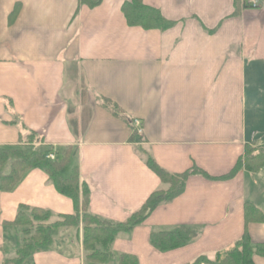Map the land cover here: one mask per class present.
Here are the masks:
<instances>
[{
    "label": "crops",
    "instance_id": "0c3cea01",
    "mask_svg": "<svg viewBox=\"0 0 264 264\" xmlns=\"http://www.w3.org/2000/svg\"><path fill=\"white\" fill-rule=\"evenodd\" d=\"M141 1L174 25L130 26L123 6L131 0L95 7L0 0V152L27 145L31 134L42 148L69 149L64 177L77 171L90 213L115 224L168 189L146 155L172 174L204 171L211 178L192 175L182 195L119 234L106 264H120L122 255L139 264L214 260L243 237L246 203L264 213V168L218 179L246 146L264 148V0L258 8L244 0ZM128 119L142 121L143 139ZM9 171L0 161V174ZM21 205L75 213L44 169L29 170L13 190H0V264L23 242L21 228L11 225ZM175 228L192 230L194 239L169 251L152 245L153 233ZM247 230L253 244L264 243V223ZM82 241V230L60 229L26 264H100L86 258Z\"/></svg>",
    "mask_w": 264,
    "mask_h": 264
},
{
    "label": "trees",
    "instance_id": "16d2710c",
    "mask_svg": "<svg viewBox=\"0 0 264 264\" xmlns=\"http://www.w3.org/2000/svg\"><path fill=\"white\" fill-rule=\"evenodd\" d=\"M239 1V0H238ZM101 0H80V3L91 7L97 6ZM248 6H246L247 8ZM124 16L130 26L141 27L145 30H166L174 25L164 18L161 12L148 7L141 0H131L123 6ZM238 14V11H236ZM116 110V107H113ZM131 126V120L128 119ZM134 136L136 134L134 133ZM34 143H37L35 145ZM43 140L31 134L27 145L2 149L0 161L2 167L10 165L8 174H0V190H13L25 177L29 170L44 169L56 189L74 202L73 215H55L49 210L21 205L16 219L11 225L20 227L23 242L15 251L16 257L6 259L2 264H26L27 261L40 250L53 243L56 232L64 228L82 230L83 249L86 258L93 263L106 264L112 260L110 248L119 234H128L135 227L144 223L149 215L159 205L172 201L182 195L186 182L192 175L209 177L204 171L193 168L182 174H172L161 168L150 156L146 155V165L154 172L167 190L154 192L142 206L127 221L112 223L108 220L93 216L89 211V191L81 184L79 174L73 171L68 177L63 172L71 163L70 150L63 153L55 152L52 148H42ZM55 154L54 161L48 160L47 155ZM264 168V148L246 146L245 155L239 160L233 171L218 179H227L236 175L240 170L256 174ZM252 223H264V213L250 203L245 205V233L235 245L217 254L214 260L205 256L197 258L191 264H255L254 257H264V243L253 244L247 227ZM195 233L190 229L175 228L169 231L153 233L151 243L161 251L181 248L194 239ZM120 264H139L133 256L122 255Z\"/></svg>",
    "mask_w": 264,
    "mask_h": 264
},
{
    "label": "built area",
    "instance_id": "2783aa9c",
    "mask_svg": "<svg viewBox=\"0 0 264 264\" xmlns=\"http://www.w3.org/2000/svg\"><path fill=\"white\" fill-rule=\"evenodd\" d=\"M245 4L252 8H258L261 6L262 0H244ZM132 127L136 133L137 136L143 138L144 135V129H143V123L139 119H132ZM47 159L49 160H55V155L49 154L47 156Z\"/></svg>",
    "mask_w": 264,
    "mask_h": 264
},
{
    "label": "rangeland",
    "instance_id": "374dc122",
    "mask_svg": "<svg viewBox=\"0 0 264 264\" xmlns=\"http://www.w3.org/2000/svg\"><path fill=\"white\" fill-rule=\"evenodd\" d=\"M71 168H72V165H71L67 170H65V171L63 172V175H64V176H67Z\"/></svg>",
    "mask_w": 264,
    "mask_h": 264
}]
</instances>
